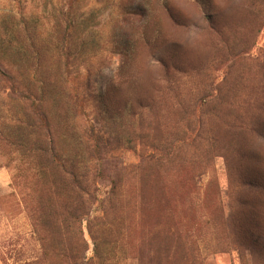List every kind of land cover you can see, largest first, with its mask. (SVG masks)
I'll list each match as a JSON object with an SVG mask.
<instances>
[{"label": "rangeland", "instance_id": "374dc122", "mask_svg": "<svg viewBox=\"0 0 264 264\" xmlns=\"http://www.w3.org/2000/svg\"><path fill=\"white\" fill-rule=\"evenodd\" d=\"M0 264H264V0H0Z\"/></svg>", "mask_w": 264, "mask_h": 264}, {"label": "trees", "instance_id": "16d2710c", "mask_svg": "<svg viewBox=\"0 0 264 264\" xmlns=\"http://www.w3.org/2000/svg\"><path fill=\"white\" fill-rule=\"evenodd\" d=\"M170 203H173L174 201H169ZM168 212V207H164V212L163 213H167Z\"/></svg>", "mask_w": 264, "mask_h": 264}]
</instances>
